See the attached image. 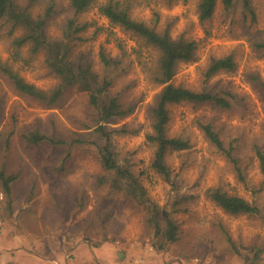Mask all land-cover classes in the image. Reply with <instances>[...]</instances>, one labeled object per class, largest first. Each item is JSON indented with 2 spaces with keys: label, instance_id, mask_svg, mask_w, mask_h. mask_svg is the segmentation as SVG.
<instances>
[{
  "label": "rangeland",
  "instance_id": "374dc122",
  "mask_svg": "<svg viewBox=\"0 0 264 264\" xmlns=\"http://www.w3.org/2000/svg\"><path fill=\"white\" fill-rule=\"evenodd\" d=\"M197 2L152 3L160 13L159 25L171 22L172 36L182 34L197 41L195 58L179 62L171 82L201 87L210 56L232 52L237 68L217 71L209 76L207 85L214 90L229 86L246 97L229 109L209 102L168 105V134H181L190 141L185 150L167 152L169 181L150 166L153 147L145 140L150 130L147 111L162 85L147 78L136 57V38L109 22L94 6L79 16L91 25L84 31L88 38L75 46V52L90 54L97 71L100 46L115 56L120 41L126 57L133 59L130 68L114 79L111 91L134 102L135 109L106 126L119 130L111 134L119 159L127 160L149 198L171 212L180 229L178 240L159 248L145 209L124 191L99 183L98 176L105 172L94 146L51 149L27 146L21 138L22 127L35 119L41 127L47 126L51 114L59 131L92 130V126L81 127L82 122H90L87 92L73 88L61 107H46L16 93L0 76V165L7 173L16 174L11 197L3 194L0 199V264H264V174L251 150L252 142L262 143L264 137V92L249 79L255 71L264 79V51L251 43L253 37L264 38V0L252 1L257 20L248 27L239 13L232 15V20L230 15L222 19L220 2L213 16L200 23ZM131 12L145 19L151 8L135 6ZM62 16L50 24V32H59L57 22ZM26 50L23 47L21 53ZM141 50L146 59L154 54L150 49ZM10 56L11 48L0 41V58H7L26 80L45 89L57 81L44 66L42 52L32 56L27 65L12 61ZM199 121H211L226 140L237 134L240 146L235 154L245 181L238 179L230 161L209 142L198 127ZM8 131L11 135L6 144L3 135ZM215 186L257 204L259 213L224 211L207 196V189ZM181 195L186 197L175 204ZM106 207L114 210L115 218L101 228L98 210ZM86 231L89 236L84 235ZM101 231H108L107 235ZM8 248L14 252H2Z\"/></svg>",
  "mask_w": 264,
  "mask_h": 264
},
{
  "label": "trees",
  "instance_id": "16d2710c",
  "mask_svg": "<svg viewBox=\"0 0 264 264\" xmlns=\"http://www.w3.org/2000/svg\"><path fill=\"white\" fill-rule=\"evenodd\" d=\"M156 1L0 0V41L6 42L8 48H11L12 61H20L27 65L30 64L32 56L42 52L44 66L49 74L57 78V81L47 89L37 86L26 80L7 58H0V76L16 93L30 97L46 107H61L73 88L88 93L86 108L90 122H82L81 127H94L92 130L77 132L66 128L64 131H59L55 116L51 114L47 126L41 127L40 120L35 119L29 126L22 127L21 138L27 146L45 145L51 149H66L73 145L84 144L94 146L105 172L98 176L99 183H108L111 189L124 191L126 196L145 209L146 222L153 228L154 235L159 238L160 248L178 240L179 226L167 208L157 205L149 198L145 187L127 160L124 163L119 159L111 142V134L119 130L106 126V123L114 122L117 117L135 109L134 102L125 101L119 92L111 91L114 79L125 73L134 61L126 57V50L118 41V52L115 56L100 46L98 50L100 69L97 71L88 52H75V46L88 38L84 35V31L91 25V22L80 20L79 16L96 6L97 11L109 22L135 37L138 44L135 48L136 57L144 68L147 78L155 84L162 85L147 111L150 130L145 133V140L153 147L150 166L166 181L171 180L170 168L165 161L167 152L185 150L190 146L188 137L168 134V105L179 102H209L212 106L229 109L239 104L238 100L245 99L246 96L229 86L214 90L207 85L209 76L217 71H234L237 68L232 52L210 56L202 72L201 87L193 88L171 82L178 63L195 58L197 41L182 34L172 36L171 22L159 25L160 13L152 6ZM162 1L170 3L172 0ZM252 1L198 0L197 18L200 23L208 21L214 14L217 2H220L222 19L230 15L232 20V15L239 13L241 21L247 24L245 27H248L257 20V12ZM135 6H149L150 16L145 19L134 16L131 10ZM61 14H63L62 19L57 22L59 32H50V24L56 22L57 16ZM251 43L254 48L264 51V38L253 37ZM23 47L27 49L24 55L21 53ZM141 48L150 49L154 52L153 56L147 59L142 57ZM249 79L264 92V79L256 71L249 74ZM197 124L209 142L230 161L238 179L245 181L239 158L235 154L236 148L240 146L237 134H232L226 140L211 121H199ZM10 135L11 131L3 135L6 144L9 143ZM251 150L264 174L263 136L262 143L252 142ZM15 178L16 174L7 173L4 165H0V185L7 198L11 197V182ZM206 193L217 206L228 213H259L257 204L240 195L229 193L221 186L210 187ZM185 197L181 195L175 198V204ZM98 214L103 219L101 228L109 225L111 219L115 218L114 210L110 207L99 209ZM107 232L100 233L105 236ZM88 234L86 231L84 235ZM258 253L259 250L256 251L255 257H258Z\"/></svg>",
  "mask_w": 264,
  "mask_h": 264
},
{
  "label": "crops",
  "instance_id": "0c3cea01",
  "mask_svg": "<svg viewBox=\"0 0 264 264\" xmlns=\"http://www.w3.org/2000/svg\"><path fill=\"white\" fill-rule=\"evenodd\" d=\"M85 245V244H84ZM87 245V244H86ZM85 245V246H86ZM20 250V249H19ZM2 252H14V250H12L11 248H8V251L5 249V251H2ZM90 252H92V251H90Z\"/></svg>",
  "mask_w": 264,
  "mask_h": 264
},
{
  "label": "built area",
  "instance_id": "2783aa9c",
  "mask_svg": "<svg viewBox=\"0 0 264 264\" xmlns=\"http://www.w3.org/2000/svg\"><path fill=\"white\" fill-rule=\"evenodd\" d=\"M3 191H0V199H2V197H3Z\"/></svg>",
  "mask_w": 264,
  "mask_h": 264
}]
</instances>
